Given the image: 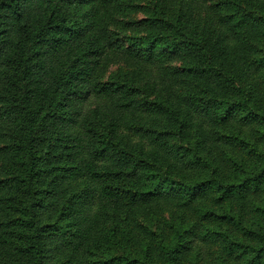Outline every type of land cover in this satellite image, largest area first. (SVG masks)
<instances>
[{
	"label": "trees",
	"instance_id": "trees-1",
	"mask_svg": "<svg viewBox=\"0 0 264 264\" xmlns=\"http://www.w3.org/2000/svg\"><path fill=\"white\" fill-rule=\"evenodd\" d=\"M136 1L0 0V264H264V0H157L180 17L128 25L125 47L108 25ZM118 62L180 94L98 83ZM150 209L167 218L130 229L138 254L104 247L110 212Z\"/></svg>",
	"mask_w": 264,
	"mask_h": 264
},
{
	"label": "rangeland",
	"instance_id": "rangeland-1",
	"mask_svg": "<svg viewBox=\"0 0 264 264\" xmlns=\"http://www.w3.org/2000/svg\"><path fill=\"white\" fill-rule=\"evenodd\" d=\"M218 0H205V6L212 7ZM157 0H138L134 3L129 11L124 14L117 15L113 18V21L108 25L109 38L119 43L122 46L127 47L131 38L138 37V33L134 30L128 29L130 24L137 23L141 20H146L150 17L160 18L166 21H176L179 16V10L175 9L172 12L167 10L162 11L157 6ZM206 10L189 12L188 18L191 19L188 27H195L197 23L203 26L205 21ZM173 68L179 67V64L175 63ZM148 75L137 68H131L123 62L109 64L104 72L98 76L97 82L101 84L111 85L117 88L122 86L129 87L135 94V98L142 104H162L164 102L170 103L171 100L180 94L178 85L169 81V77L164 79L161 83V79L153 84L148 79ZM168 80V81H167ZM0 95L3 94L0 91ZM10 98H16L11 96ZM172 98V99H171ZM89 104V100L87 101ZM1 105L7 106L8 100L3 99ZM170 121V120H169ZM106 124V121H104ZM171 124V121L170 123ZM13 135L9 133L4 127H0V149L13 145L14 139L10 137ZM195 141L182 140L180 138L172 141V147L177 152H184L190 158L193 157V151ZM10 176L9 166H6L4 162L0 160V181ZM107 222L104 229H101L102 244L108 245L107 250L110 253L121 254L127 252L130 255L138 254L140 251L133 246L129 239L128 233L133 227L137 229L145 230L149 235H158L163 222L166 221V212L160 209H150L143 211L140 214H131L126 212H110L107 216ZM109 236L111 237L109 243ZM102 252H99L101 257Z\"/></svg>",
	"mask_w": 264,
	"mask_h": 264
}]
</instances>
